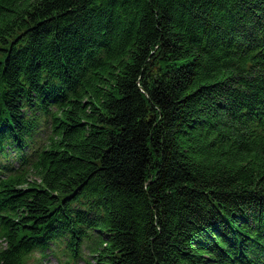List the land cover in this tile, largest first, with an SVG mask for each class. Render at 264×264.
<instances>
[{
    "label": "trees",
    "instance_id": "1",
    "mask_svg": "<svg viewBox=\"0 0 264 264\" xmlns=\"http://www.w3.org/2000/svg\"><path fill=\"white\" fill-rule=\"evenodd\" d=\"M37 254L264 264V0H0V264Z\"/></svg>",
    "mask_w": 264,
    "mask_h": 264
},
{
    "label": "rangeland",
    "instance_id": "2",
    "mask_svg": "<svg viewBox=\"0 0 264 264\" xmlns=\"http://www.w3.org/2000/svg\"><path fill=\"white\" fill-rule=\"evenodd\" d=\"M37 257H38V254L32 260H30L27 264H39V262H37ZM86 257L89 258V253L87 250H86ZM42 264H58V260L55 257L50 256L49 258L45 259L42 262ZM80 264H86L85 260H82Z\"/></svg>",
    "mask_w": 264,
    "mask_h": 264
}]
</instances>
